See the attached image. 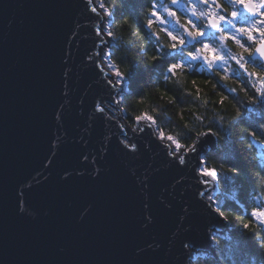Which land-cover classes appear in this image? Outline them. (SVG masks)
Wrapping results in <instances>:
<instances>
[{"label":"water","instance_id":"1","mask_svg":"<svg viewBox=\"0 0 264 264\" xmlns=\"http://www.w3.org/2000/svg\"><path fill=\"white\" fill-rule=\"evenodd\" d=\"M101 16L87 0H0V264H191L229 226L197 175L216 137L180 164L152 126L106 110L121 88Z\"/></svg>","mask_w":264,"mask_h":264},{"label":"trees","instance_id":"2","mask_svg":"<svg viewBox=\"0 0 264 264\" xmlns=\"http://www.w3.org/2000/svg\"><path fill=\"white\" fill-rule=\"evenodd\" d=\"M158 1L103 0L109 8L115 5L118 9L113 17V63L125 76L138 66L132 78L126 80L128 90L123 104L129 116L127 122L134 125L137 115L152 113L159 129L177 135L185 145L194 143L196 134L209 128L216 133V152L210 151L206 159L219 173L229 175L237 194L224 203L230 228L228 238L217 237L216 256L198 259L196 263L264 264V230L247 214L254 207L257 193H264V168L252 143L264 140V81H260L264 68L259 61L253 64L248 56L247 72L232 65L230 71L206 74L199 72L197 66L185 65L174 75L169 74L167 68L178 64L177 58L168 56L167 38H153L147 27L151 5ZM203 26L204 22L200 23L199 27ZM253 69L258 76L248 75ZM189 131L191 137L184 139ZM251 132L256 133L254 138L244 135ZM244 223H249L250 228L243 229Z\"/></svg>","mask_w":264,"mask_h":264},{"label":"snow or ice","instance_id":"3","mask_svg":"<svg viewBox=\"0 0 264 264\" xmlns=\"http://www.w3.org/2000/svg\"><path fill=\"white\" fill-rule=\"evenodd\" d=\"M228 3L232 5L233 10L226 16L221 13L226 12L227 10L224 9L223 5L217 2V0H197V3H193L190 6L181 4L179 0H171V4L175 5L177 9H180L182 11L186 9L191 14V16L196 17L197 20L206 17L207 26L220 33L219 39L221 41L227 39L234 40L235 43L243 50V52L248 53L249 57H251V62L255 64L257 63V60L256 56L253 54L252 49L246 46V42H242L239 37H246V41H250L256 44L257 46L255 47V53L258 54L259 57L264 58V0H228ZM201 4L206 5L207 9L199 11L198 14L197 8ZM237 5L242 6V8L246 12L250 13L252 17H259V19H249L247 20L246 24H242L241 26L237 27L235 21L240 17V13L235 10ZM87 6H89V11L95 14V18L102 19L101 13H103V15L109 17V22H111L112 18L118 11L115 5H112V7L109 8L103 2L94 4L93 0H87ZM163 11L167 13L168 17L175 18L176 23L184 29V33L187 35V37L191 38L187 41L188 44H191L193 40H197L198 38L205 36V32L198 29L197 24L194 21L189 19L186 21V23L181 24L180 18L177 15V11L173 8L165 5L163 7ZM150 16L155 19L150 18L147 20V27L149 29L153 27V24L156 21H158L162 25L168 23V21L164 19L157 11V5L155 3L151 5ZM133 19H137L135 15H133ZM222 22L225 26H230L231 29L234 30L235 34L229 35V33L225 31V28L221 27ZM125 23H127V20H125ZM258 24L262 26L257 27ZM162 30L166 31L168 37L172 40L173 43L170 45L172 49H175L177 47V42L180 45H185V39L183 37H178L173 33V31H169L166 28ZM95 33L97 36L106 35L109 38H112L114 36V33L111 31H103V24L95 29ZM254 33H258L261 39L257 40ZM201 43L202 47L196 48L195 52L188 53V56L191 57V60L195 61L203 59V61L208 65L209 68H211L217 62H226L224 56H222L215 48L211 47L208 43H204L203 41H201ZM112 54L113 53L111 51L103 53V55L105 56H111ZM152 59H155V57H152ZM232 59L235 60L237 65H239L240 69H244V71L247 72L246 64L248 63V61L244 59V56L242 54L240 55L239 59H237L236 56H232ZM190 66L191 65L189 64V67ZM220 66L222 67L223 65L221 64ZM259 66L261 68H264V63H261ZM107 67L112 69V74L116 78L115 82L121 85L125 82V80L131 79L132 74L136 70H138L137 66V69H133V72L129 73L128 76H125V74L119 70L115 63H109ZM183 67L184 64L173 63L167 68V72L174 75L177 69H182ZM248 75L258 76L259 74L255 71V69H253V71L248 73ZM225 79H227V77H225ZM108 83L112 84L113 82L111 79H109ZM193 83H195V81ZM228 91L234 92L235 89H228ZM256 91L260 92V89H256ZM261 98L264 99V93H261ZM221 103H223V98L221 99ZM98 110L103 112L102 107H100ZM135 122L138 125L141 122H144L148 126H156V120L147 113H141L140 115H137L135 117ZM156 127L158 128V126ZM158 135L161 140H167L169 142V146L172 148V152L170 154L175 155L180 164H184L186 154L188 152H198V144L200 143L201 137H215L216 133L211 128H209L207 131L197 133L196 141L190 145L182 144L180 138L174 135L166 134L163 129L158 128ZM191 135L192 133L189 131L188 133H186L184 139L190 138ZM244 135L248 136L251 139L256 136V133L251 132L245 133ZM261 135L264 136V133H261ZM131 149L135 150V145H132ZM225 162H227V160H225ZM197 175L201 177L199 181L201 184L209 185L210 183H213L218 179L220 173L215 168L209 166L207 159L200 158L198 160ZM200 195H204V193H200ZM208 199L209 204L207 206L209 207V209L212 212L218 214L222 220L227 221V217L224 215V202H217L211 197H209ZM247 214L249 215L250 220L254 222L258 228L264 230V207L258 206L252 209V211ZM242 227L243 229L247 230L250 228V224L244 223ZM212 240V235H209L208 241L210 246L212 244Z\"/></svg>","mask_w":264,"mask_h":264},{"label":"rangeland","instance_id":"4","mask_svg":"<svg viewBox=\"0 0 264 264\" xmlns=\"http://www.w3.org/2000/svg\"><path fill=\"white\" fill-rule=\"evenodd\" d=\"M223 1L226 3L227 11L222 12L221 14H224L227 16L228 13H230L233 10V7L230 3H228V0H223ZM101 2H103V0H93L94 4H99ZM179 2L183 5L190 6L193 3H197V0H179ZM156 5H157V11L160 13V15L164 19H166L168 21V23L162 25L158 21H156L153 24V27L151 29L148 28L149 32L151 33L152 37L155 39H158L159 37H162L163 39L165 37L167 38V41L169 42L168 48H166V51L168 52V56H175L180 52L183 53V57H184L185 61L184 62L178 61L177 62L178 64H184V66L185 65L189 66V64H190L191 65L190 67L197 66L198 67L197 70L201 73L213 74V73H216L217 71H220V70L230 71L229 68H232V65L234 68L236 66H239L236 64L235 60L232 59V56H236L237 59H239L240 55L242 54L244 56V59L249 61L248 60V56H249L248 53L243 52V50L235 43L234 40L227 39V40L221 41L219 39L220 33L219 32L216 33L214 31H212L210 29V27L207 26V18L206 17L197 20V18L191 16V14L186 9L183 11L180 9H177L175 5L171 4V0H159ZM165 5L173 8L174 10L177 11V15L180 18L181 24H184V22H186L187 20L190 19L197 24L198 29L205 32V36L198 38L197 40H193V43L191 45H189L187 43L188 38H187V35L184 33V29L181 28L180 25L176 23L175 18L168 17L167 13L163 11V7ZM238 6L239 5H237L236 9H235L240 13V17L235 21L237 27L241 26L242 24H246L247 20H249V19H259V17L252 18V17L246 16L242 12V10L239 9ZM206 9H207V6H204L203 4H201L197 8V12H199L201 10H206ZM101 14L103 15V13H101ZM103 17L105 18L104 32L111 31L114 33V23H113L114 18H112L111 22H109V17H107L105 15H103ZM150 18L155 19V18H152L151 16H150ZM203 22H204V26L202 28H200L199 25H200V23H203ZM261 26L262 25H259V24L257 25V27H261ZM221 27L225 28V31L228 32L229 35L235 34L234 30L231 29L230 26H225L223 24V22L221 23ZM165 28L169 31H173V33L175 35H177L178 37H183L185 39V45H180L177 42V47L175 49H172L170 47V45L173 43L172 40L168 37L167 32L162 30ZM156 34H158V35H156ZM254 35L256 36L257 40L261 39L258 33H254ZM106 38H107V45L103 48L104 49L103 53L109 52V51H111L113 53V47L115 46V36H113L112 38H109L106 36ZM239 38L241 39L242 42H246V46L250 47L251 49H253V47H255V45H256L250 41H246V37L240 36ZM201 41H203L204 43H208L211 47L215 48L222 56H224L226 62H217L211 68H209L208 65L203 61V59L195 60V61L191 60V57L188 56V53L189 52H195L196 48L202 47ZM184 46H185V49L181 51V48ZM103 53L101 55L102 56L101 57L102 65L110 73L112 80L115 82L116 78L112 74V69L107 67V65L109 63H113V54L111 56H105V55H103ZM221 64L223 65L222 67L220 66ZM228 71H226V72H228ZM260 81L263 82L264 77L262 79H260ZM115 84L121 88L119 95L117 96L119 107L117 106V109H116L113 105H109V106H107L108 109H106V110L114 119L120 121L122 124L129 125L127 122V119L129 116H128L127 111L125 110L124 104H123L124 92H127L128 85L126 83V80L122 85L117 84L116 82H115ZM259 88H262V87L260 86ZM145 113L151 115L154 118L152 113H148V112H145ZM143 124H145V123L141 122L138 125L135 122L134 125H130V126L134 130H139L142 127L141 125H143ZM156 126H152V127L154 128V131H155L157 138L159 140H161L159 138V135H158V128L159 127L157 128ZM165 133L177 136L175 134L169 133L168 131ZM161 141H164L169 145V142L167 140H161ZM252 143L255 144L257 157H258L262 167L264 168V140L263 141H254ZM171 152H172V148H171ZM212 152H216V151L212 150ZM202 158L206 159L207 155H203ZM232 184H233V181L231 180L229 175L226 172L222 171V173H220V176L218 177V179L212 183V188H211L210 192L207 194L206 198L208 199L209 197H211L213 200H215L217 202L223 201L224 203L226 202L227 199H230V198L234 199V196H236L237 192L233 188ZM257 195L258 196L255 198L254 207L252 209H254L258 206L264 207V193L259 192V193H257ZM229 229H230L229 226H227L226 231L219 232V235L214 237V242L216 244H218V242H216L217 237L228 238L229 232H230ZM217 248H218V245H216V249ZM210 256L206 252H200L199 254L196 253L194 256V260L191 262V264H197L196 262L198 259H206V258H209ZM215 256H216V253H215L214 257Z\"/></svg>","mask_w":264,"mask_h":264},{"label":"flooded vegetation","instance_id":"5","mask_svg":"<svg viewBox=\"0 0 264 264\" xmlns=\"http://www.w3.org/2000/svg\"><path fill=\"white\" fill-rule=\"evenodd\" d=\"M219 3H221L222 5H223V8L224 9H226L227 10V8H226V3L223 1V0H217ZM204 6H206V5H204ZM188 41V40H187ZM185 49V46L184 47H182L181 48V51L182 50H184ZM176 56V58H177V62L178 61H182V62H184L185 60H184V57H183V53H178L177 55H175ZM171 57H173V56H171ZM169 59V58H168ZM180 70V69H179ZM218 143V142H217ZM215 252H216V248H215Z\"/></svg>","mask_w":264,"mask_h":264},{"label":"bare ground","instance_id":"6","mask_svg":"<svg viewBox=\"0 0 264 264\" xmlns=\"http://www.w3.org/2000/svg\"><path fill=\"white\" fill-rule=\"evenodd\" d=\"M104 21H105V18H104ZM192 43H193V42H192ZM192 43H191V44H192ZM191 44H189V45H191ZM117 106L119 107V104H117Z\"/></svg>","mask_w":264,"mask_h":264},{"label":"clouds","instance_id":"7","mask_svg":"<svg viewBox=\"0 0 264 264\" xmlns=\"http://www.w3.org/2000/svg\"><path fill=\"white\" fill-rule=\"evenodd\" d=\"M198 14H199V12H198Z\"/></svg>","mask_w":264,"mask_h":264}]
</instances>
